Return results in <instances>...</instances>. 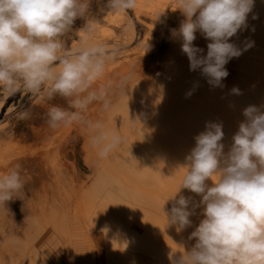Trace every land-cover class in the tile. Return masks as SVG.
Here are the masks:
<instances>
[{
    "label": "rangeland",
    "instance_id": "obj_1",
    "mask_svg": "<svg viewBox=\"0 0 264 264\" xmlns=\"http://www.w3.org/2000/svg\"><path fill=\"white\" fill-rule=\"evenodd\" d=\"M136 2V7L126 12H109L107 0H89L86 16L77 18L62 37L66 47L75 49L84 36L77 33L92 23L95 30L89 43L103 42L119 50L101 81L109 110L94 102L86 114L87 120L101 122L123 137L118 148L106 157L99 156V149L91 142L93 133L85 124L51 129L46 123L48 107L68 108L67 101L59 96L45 102L20 92L17 105L11 103L1 116L0 174L21 163L26 186L13 200L0 204V264H107L108 260L109 264H174L183 250L194 246L195 238L189 237L204 218L203 207H196L189 217L191 226L172 233L177 226H168L165 213L170 214L175 200L169 198L177 190L170 183L175 182V174L186 172V158L195 147V137L207 124H222L221 143L227 154L239 124L246 120L244 109L254 106L252 98L263 112L264 27L258 23L264 21V0H255L249 12L252 16L246 18L252 23V38L239 39L241 47L250 44L248 50L252 52L251 65L247 66L240 49L243 55L237 59L238 83L234 87L239 93H233L234 88L229 89L222 81L214 86L216 89L210 88L212 92L207 88L208 93L200 95L196 94L200 88L194 78L202 74L201 70L191 71L184 65L183 76L194 77L193 84L180 79V64L188 57L182 51V39L173 33L185 19L176 9L177 0ZM198 36L193 44L202 49L206 39L201 33ZM197 38L204 39L199 43ZM157 59L163 68L155 78L151 67H142L155 64ZM134 80L136 88L118 94L124 81ZM9 97L0 90V115ZM179 97L187 98L186 108L171 119L163 118L160 113ZM23 110L31 112L30 119H18ZM156 161L164 167L163 173L155 167ZM163 180L166 183L162 185ZM180 195L188 198L192 194L180 191L176 199ZM190 200L191 208L201 196Z\"/></svg>",
    "mask_w": 264,
    "mask_h": 264
},
{
    "label": "clouds",
    "instance_id": "obj_2",
    "mask_svg": "<svg viewBox=\"0 0 264 264\" xmlns=\"http://www.w3.org/2000/svg\"><path fill=\"white\" fill-rule=\"evenodd\" d=\"M253 3L177 0L176 9L185 19L173 33L182 39L190 70H201L210 85L220 86L228 75L225 65L241 54L229 39L245 26ZM135 7L136 0H107L109 12ZM88 10L89 0H0V90L6 96L30 93L45 102L56 96L64 98L68 108L48 107L47 125L56 130L85 124L93 133L91 142L99 149L98 155L106 157L120 146L123 137L101 122L87 120L86 114L94 102L109 110L101 81L119 50L103 42L89 43L95 30L92 23L77 33H84L79 47H66L62 39ZM197 32L210 41L206 55L193 44ZM232 91L239 93L236 88ZM17 115L20 120L31 118L29 110ZM243 115L246 120L239 124L227 154L221 143L222 124L209 123L195 137V147L184 166L187 171L169 198L175 204L170 214L164 213L168 225H176L177 231L191 226L189 217L196 207H203L204 218L189 237L195 238L194 246L183 250L174 264H264V112L248 106ZM214 176L217 179L213 180ZM25 186L23 165L16 163L0 174V204L13 200ZM181 189L201 196V200L190 208V198L180 195L176 199Z\"/></svg>",
    "mask_w": 264,
    "mask_h": 264
},
{
    "label": "bare ground",
    "instance_id": "obj_3",
    "mask_svg": "<svg viewBox=\"0 0 264 264\" xmlns=\"http://www.w3.org/2000/svg\"><path fill=\"white\" fill-rule=\"evenodd\" d=\"M136 1H138V0H136ZM140 1V0H139ZM255 1V0H254ZM137 3V2H136ZM177 7V6H176ZM175 7V8H176ZM252 13V12H251ZM252 16V14L250 15V13H248L247 14V19L249 18L250 19V17ZM257 16V15H256ZM262 16V15H261ZM175 19L176 18H174L173 19V21L176 23V21H175ZM258 19H260V16L258 17ZM248 21H251V20H248ZM261 23H258L259 25H262L263 27H264V21H260ZM252 23H250V22H246L245 23V26H243L242 27V29H240V32L237 34V36L235 35V36H233V37H231L230 39H229V42L230 43H233L236 47H238L239 49H242V51L244 52V55H243V52H241L242 53V55L244 56V58H242V60H243V62H245L246 63V65L247 66H249V64L251 65V59H252V55H251V53L252 52H250V48H249V50H248V47L246 48L245 47V49L244 48H242L241 47V44H239V39L240 38H242V36L243 37H245V38H248V39H250V38H252V30H253V28H252V25H251ZM200 33V32H199ZM199 33H198V35H199ZM197 34V33H196ZM196 36V37H200V36ZM202 37V36H201ZM202 39H204V38H202ZM202 39H199V38H197V40H200V41H198L199 43L200 42H202L201 40ZM196 40V39H195ZM246 40V39H245ZM237 41V42H236ZM197 42V41H196ZM242 42V41H241ZM195 43V42H194ZM205 43H206V46L205 47H202V49H203V55H206V53H207V44L209 43V42H207V40H205ZM244 43V42H243ZM261 44H262V42H260ZM171 51H173V49H171ZM170 51V52H171ZM262 52H259V54H261ZM171 54V53H170ZM173 57V56H172ZM254 57V56H253ZM182 58V57H181ZM184 58V57H183ZM239 57H233V58H231L229 61H228V63L225 65V68H226V70H227V72H228V75L222 80L223 82H226L227 83V87H229L230 86V88L229 89H233L234 87H235V83L237 82V79H236V74L238 73V69H239V65H238V61H237V59H238ZM185 59V58H184ZM189 60L188 59H186V60H183L182 61V63L180 64L181 66H180V68H181V71L183 72V74L181 73V75H180V79L181 80H185L186 82H187V84H193V80H191V79H193V78H191V79H188V78H186L187 76H183L184 75V71H185V67H183L184 65H189V68H190V62H188ZM142 64H143V62H142ZM143 66V65H142ZM141 66V67H142ZM148 67H151L150 69H151V71L153 72V73H155V78L156 77H158V75H157V73H158V70L162 67L163 68V65L160 63V60H156L155 61V64H146V65H144L142 68H143V70L144 69H146V68H148ZM188 67V66H187ZM155 71V72H154ZM246 72V71H245ZM159 73H161L160 71H159ZM199 73V72H198ZM191 74V73H190ZM196 75V74H195ZM198 75V74H197ZM192 76H193V74H192ZM196 77V76H195ZM249 77V76H248ZM195 80H194V83H195V85H197L199 88H200V92L198 91V90H196V94L197 95H200L203 91H205L206 92V89L208 90V92H209V89L210 88H214V86L213 85H210L209 83H208V78L206 77V76H204V75H199V76H197L196 78H194ZM139 80V79H138ZM137 80V81H138ZM222 81H221V83H222ZM140 82V81H139ZM199 82V83H198ZM136 83V80H134V81H128V82H126V81H124L123 83H122V85H121V91L120 92H118V94H123L124 92L126 93H128V92H131L134 88H136L137 87V85L138 84H135ZM141 84L143 83V82H140ZM139 83V84H140ZM238 83V82H237ZM140 84V85H141ZM225 84V83H224ZM211 86V87H210ZM237 86V85H236ZM163 87V86H162ZM249 87H250V84H249ZM218 88V87H217ZM163 89V88H162ZM214 89H216V88H214ZM253 90H255V89H253ZM257 90V89H256ZM213 90L212 89H210V92H212ZM258 91V90H257ZM199 92V93H198ZM208 92H206V93H208ZM209 92V93H210ZM259 92V91H258ZM162 93V92H161ZM161 93H159V94H161ZM206 93H204V94H206ZM234 93V92H233ZM244 94V93H243ZM248 95V94H247ZM157 96V95H156ZM160 96V95H159ZM257 96V95H256ZM158 97V96H157ZM233 98V97H232ZM252 98V97H251ZM167 99V98H166ZM169 99V98H168ZM172 99V98H171ZM198 99V98H197ZM196 99V100H197ZM200 99V98H199ZM250 99V98H249ZM248 99V100H249ZM170 100V99H169ZM252 100H253V104L252 105H254V106H256L257 104L255 103V99H253L252 98ZM244 101V100H243ZM247 101V100H246ZM203 102V101H202ZM251 102V101H250ZM248 103V102H247ZM246 103V104H247ZM252 103V102H251ZM170 104H171V107H169V108H165V110H163L160 114L163 116V118H164V116L166 117V118H170L171 119V116H173V115H175V114H178V113H175V112H179V111H182V110H184L185 108H186V106H187V104H188V102H187V98H182V97H179V99H176V98H174V100H172L171 102H170ZM202 104V103H201ZM224 103H222V105H223ZM250 105V104H249ZM262 106H264V105H262ZM217 107V106H216ZM224 107V106H223ZM222 107V108H223ZM225 108V107H224ZM223 108V109H224ZM135 109V108H134ZM138 109H141V108H138ZM211 109V108H210ZM218 109V108H217ZM222 109V110H223ZM207 110V109H206ZM221 110V111H222ZM237 110V109H236ZM135 111V110H134ZM137 111V110H136ZM139 111V110H138ZM196 112V111H195ZM263 112H264V110H263ZM212 113V112H211ZM159 114V115H160ZM189 114V113H188ZM194 114V113H193ZM198 114H202V115H205V114H207V112L205 113V112H198ZM213 114V113H212ZM208 115H209V113H208ZM175 117V116H174ZM212 117V116H211ZM208 118V117H207ZM210 118V117H209ZM173 119H175V118H173ZM177 119V118H176ZM181 119V118H180ZM197 119V118H196ZM219 119V118H218ZM194 120V119H193ZM202 120H204V119H202ZM181 121V120H180ZM189 121H191L190 119H189ZM194 122H196V120L194 121ZM203 122V121H202ZM180 123H182V122H180ZM183 123H185V122H183ZM204 123V122H203ZM172 124V123H171ZM174 124H176L175 122H174ZM178 124V123H177ZM176 124V125H177ZM180 125V124H179ZM184 126H186V125H184ZM189 128V127H188ZM178 129H179V127H178ZM183 129V128H182ZM172 130V129H171ZM200 130V129H199ZM170 131V130H169ZM174 131V130H173ZM197 131V130H196ZM187 133V132H186ZM161 134V133H160ZM157 135V134H156ZM159 135V134H158ZM158 135H157V137H158ZM163 137V136H162ZM165 137H167V136H165ZM159 138V137H158ZM164 139V138H163ZM171 139V138H170ZM165 140V139H164ZM187 141H188V139H187ZM160 142H162V141H160ZM167 143V142H166ZM166 143H164L163 142V145H165ZM159 144V146L161 145L160 143H158ZM168 144V143H167ZM190 144H192V142L190 143ZM141 146H142V144H140ZM162 145V146H163ZM193 145V144H192ZM230 145V144H229ZM161 146V147H162ZM165 146H167V145H165ZM231 146V145H230ZM164 147V146H163ZM168 147V146H167ZM166 147V148H167ZM165 148V147H164ZM229 150L230 149H228V152H229ZM157 162V161H156ZM155 162V167H157V169H158V171L159 172H162L163 173V169L162 168H164V167H161V165H159L158 164V162L156 163ZM173 163H175V162H173ZM167 167V166H166ZM186 171H187V169H186ZM167 174V173H166ZM172 175H174V174H172ZM184 175H185V171H182V172H179L178 174H175V182L174 181H172L170 184H171V188H172V186H173V189L174 190H178V188L180 187V184H181V181H182V179H183V177H184ZM162 178V177H161ZM165 178H168V176L167 177H165ZM164 179V178H163ZM170 180V179H169ZM211 181V180H210ZM209 181V182H210ZM156 183H155V189L157 190V182L158 181H155ZM162 182V185H163V183H164V180L163 181H161ZM166 183V182H165ZM164 183V184H165ZM167 183H168V180H167ZM178 184V187L176 186L177 184ZM211 183V182H210ZM210 183H208V184H210ZM169 184V183H168ZM176 184V185H175ZM175 185V186H174ZM165 188V187H164ZM181 191H184V193H188V194H192V195H188V198H191V199H193L194 197H197L198 195L197 194H195V193H193V192H191L190 190H188V189H181ZM151 196V195H150ZM155 196V195H154ZM148 198H150V197H148ZM152 198V197H151ZM150 198V199H151ZM155 199V198H154ZM191 201V200H190ZM6 204V203H5ZM10 206L11 207H13V204H12V202H10ZM103 210V209H102ZM105 211V210H104ZM138 211V210H137ZM136 211V212H137ZM108 212V211H107ZM135 212V213H136ZM134 213V214H135ZM165 219H167V218H165ZM169 226V225H168ZM173 226V225H172ZM171 226V227H172ZM174 227H176V225L174 226ZM165 228H166V226H165ZM170 229V228H169ZM173 229V228H172ZM52 230V229H51ZM176 230V232H179V231H177V228H174L173 230H172V233H173V231H175ZM46 231H49L48 229L46 230ZM169 231V230H168ZM170 232H171V229H170ZM182 232V231H181ZM47 233V232H46ZM176 234V233H175ZM175 234H173V235H175ZM172 235V234H171ZM176 237H177V235H176ZM172 238H173V236H172ZM53 239V238H52ZM176 239V238H175ZM65 240V239H64ZM173 243H176V242H172V244ZM52 244V243H51ZM175 245V244H174ZM37 248V247H36ZM71 248V247H70ZM67 250V249H66ZM71 252V251H70ZM106 252V251H105ZM74 256V255H73ZM38 257H39V254H38ZM54 257V256H53ZM71 257V256H70ZM110 257V256H109ZM65 259V258H64ZM66 260V259H65ZM64 260V261H65ZM68 261V260H67ZM50 263V262H49ZM68 263V262H67ZM110 263V261L108 260L107 261V264H109ZM111 264H113L112 262H111Z\"/></svg>",
    "mask_w": 264,
    "mask_h": 264
},
{
    "label": "water",
    "instance_id": "obj_4",
    "mask_svg": "<svg viewBox=\"0 0 264 264\" xmlns=\"http://www.w3.org/2000/svg\"><path fill=\"white\" fill-rule=\"evenodd\" d=\"M19 97H20V92H17L16 94L14 95H11L5 102V105L2 109V113L0 115V118L1 116L5 113V111L7 110V108L11 105V103H13V106L15 107L17 105V102L19 100Z\"/></svg>",
    "mask_w": 264,
    "mask_h": 264
}]
</instances>
